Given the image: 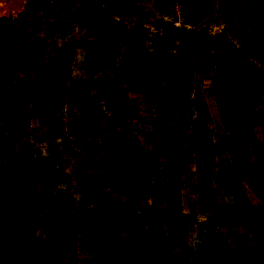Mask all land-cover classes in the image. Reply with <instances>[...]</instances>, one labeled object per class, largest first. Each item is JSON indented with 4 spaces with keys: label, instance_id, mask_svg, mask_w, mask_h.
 Returning <instances> with one entry per match:
<instances>
[{
    "label": "rangeland",
    "instance_id": "1",
    "mask_svg": "<svg viewBox=\"0 0 264 264\" xmlns=\"http://www.w3.org/2000/svg\"><path fill=\"white\" fill-rule=\"evenodd\" d=\"M15 39L0 264H264V0H0Z\"/></svg>",
    "mask_w": 264,
    "mask_h": 264
},
{
    "label": "trees",
    "instance_id": "2",
    "mask_svg": "<svg viewBox=\"0 0 264 264\" xmlns=\"http://www.w3.org/2000/svg\"><path fill=\"white\" fill-rule=\"evenodd\" d=\"M13 49H11V50H9V49H7V48H5L4 47V49L2 50V51H0L1 53H0V55L1 56H3V55H9L13 50L15 51V49L17 48L16 47V39L15 40H13ZM6 47H7V45H5ZM213 49L215 50V55L217 56V57H225L227 60H229V62H230V57H229V54L226 52V54L224 53V51H225V49H224V47L222 46V45H220V44H215L214 45V47H213ZM220 54H222V55H220ZM18 66H23V67H18L20 70H21V72H23L24 74H27L28 73V70L30 71V69H31V67L30 68H28V65H27V63H25L24 61L23 62H20L19 64H18ZM35 70H38L37 72V74L35 75V76H33L32 75V78L31 79H39V78H41V76H43L44 77V79H42V80H46L47 78H46V75H44V74H41L42 73V69H35ZM41 72V73H40ZM238 73H240V71H238ZM27 77H29V74H27V76L25 77V78H27ZM46 82V81H45ZM34 87V85L32 84V83H30V85H29V88L30 89H32Z\"/></svg>",
    "mask_w": 264,
    "mask_h": 264
}]
</instances>
